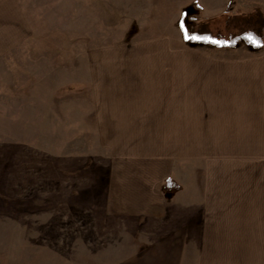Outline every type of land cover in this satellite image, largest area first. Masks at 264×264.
<instances>
[{"label": "rangeland", "instance_id": "374dc122", "mask_svg": "<svg viewBox=\"0 0 264 264\" xmlns=\"http://www.w3.org/2000/svg\"><path fill=\"white\" fill-rule=\"evenodd\" d=\"M21 2V41L0 57V264H103L110 240L95 218L106 164L93 133L94 57L162 36L181 37L182 49L230 59L264 46L184 40L183 31L205 23L213 29L210 22L241 14L235 0L215 15L206 12V0ZM244 137L213 140L212 156L194 165L211 170L213 197L223 174L231 219L240 218L234 228L231 221L226 245L206 239L214 241V264H221V248L222 264H264V132Z\"/></svg>", "mask_w": 264, "mask_h": 264}, {"label": "crops", "instance_id": "0c3cea01", "mask_svg": "<svg viewBox=\"0 0 264 264\" xmlns=\"http://www.w3.org/2000/svg\"><path fill=\"white\" fill-rule=\"evenodd\" d=\"M235 1L241 13L264 14V0ZM230 2L206 0V12ZM23 13L21 0H0V57L21 41ZM181 45L178 36L151 37L94 57L93 133L106 164L95 218L110 240L103 264H214L206 239L226 245L240 220L231 219L223 174L213 197L211 170L194 165L212 156L215 139L264 132V50L230 59Z\"/></svg>", "mask_w": 264, "mask_h": 264}, {"label": "trees", "instance_id": "16d2710c", "mask_svg": "<svg viewBox=\"0 0 264 264\" xmlns=\"http://www.w3.org/2000/svg\"><path fill=\"white\" fill-rule=\"evenodd\" d=\"M210 23L220 24L212 26V29L210 24L205 23L190 34L183 31L184 40L222 48L244 43L256 51L264 46V14L259 10L226 16Z\"/></svg>", "mask_w": 264, "mask_h": 264}, {"label": "snow or ice", "instance_id": "6c2138e0", "mask_svg": "<svg viewBox=\"0 0 264 264\" xmlns=\"http://www.w3.org/2000/svg\"><path fill=\"white\" fill-rule=\"evenodd\" d=\"M251 39V38H250Z\"/></svg>", "mask_w": 264, "mask_h": 264}]
</instances>
